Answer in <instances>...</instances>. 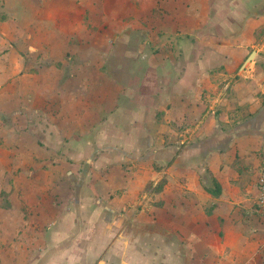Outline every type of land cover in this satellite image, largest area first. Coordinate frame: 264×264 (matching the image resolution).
Listing matches in <instances>:
<instances>
[{"label": "crops", "instance_id": "1", "mask_svg": "<svg viewBox=\"0 0 264 264\" xmlns=\"http://www.w3.org/2000/svg\"><path fill=\"white\" fill-rule=\"evenodd\" d=\"M218 1L144 0L150 6L144 14L132 9L128 17L144 29L156 46L143 44L156 54L129 89L94 72L97 100L90 98L89 68L98 70L101 63L90 67L85 58L68 66L72 75L63 99L56 92L47 99L54 88L43 82L49 91L31 95L34 102L18 96L12 108L26 114L15 142L34 150L23 163L53 158L66 166L62 179L50 174L44 182L57 195L58 182L63 190L65 211L54 212L48 225L50 244L63 247L26 251L27 244L41 243V234L15 238L7 216L0 224V264H264V213L256 208L264 172V0H224L223 14L213 8ZM86 2L0 0V6L7 20L28 28L46 20L71 22L73 14L57 6ZM129 3L137 6L138 0ZM205 5L214 16H203ZM127 15L119 13V21ZM203 17L226 26L213 20V27L203 28ZM147 21H157V28L148 29ZM48 27L63 36L55 25ZM186 35L191 38L179 39ZM9 62L17 70L34 65L10 60L7 69L14 68ZM31 73L0 86L3 102L14 99L10 88L24 87L19 83ZM47 107L55 111L48 115ZM0 128L6 138L16 133L8 124ZM59 146L64 160L60 155L56 162ZM40 148L53 155L48 150L38 156ZM18 180L27 182L17 191L26 200L32 185L27 176ZM1 191L9 195L8 183Z\"/></svg>", "mask_w": 264, "mask_h": 264}, {"label": "rangeland", "instance_id": "2", "mask_svg": "<svg viewBox=\"0 0 264 264\" xmlns=\"http://www.w3.org/2000/svg\"><path fill=\"white\" fill-rule=\"evenodd\" d=\"M125 1L128 3L117 5V0H87L83 5L68 3L62 10L57 6L60 11L73 14V19H70L72 20L71 22L66 20H57L55 22L46 20L41 22L39 26L37 24V27L30 24L28 28L24 26V23L18 22L15 19L7 20L8 15L6 16L1 12L0 6V86L6 81L11 84L13 79L17 78V76H22L23 73H26V75L30 72L34 73V75L31 73V76H28L24 82L19 83L20 85L25 84L24 87H17L14 85L13 88H10L9 94L14 95V99H12L10 103L6 100L3 102L4 99L0 95V126L1 123L3 128L7 124L9 126H14L16 133V129L24 130V116L26 114L23 111L24 109L21 108L19 112L20 109L16 110L17 108L13 109L12 107L17 106L18 96L22 97L23 94H26L29 100H31L30 102H32L34 99L31 95L35 93H47L49 90L44 89L43 85H41L42 82L46 83V85L51 84V87L54 88V90L50 91V97L47 95V99L54 97L55 92L56 96L60 94L63 96L60 98L63 99L65 96L64 94L68 91L65 85L68 83L70 75H72V70L68 66L73 62L78 63L85 58L88 59L90 67L96 62L101 63V68L98 70L89 68V94L90 98L94 100H97L95 92V78L97 76L94 75V72H100L99 75L101 74L108 82L112 77L116 78L123 87L126 86L128 89L138 82L146 69V61L154 58L156 53L153 52L154 49L143 44L144 41H146V44L153 45L152 41H148V37H146V33L143 31L144 29H138L137 22L130 19L127 14H129L132 9L135 10V8L140 14H144L145 9L149 10L150 6L145 5L144 0H138L137 6L130 4L129 0ZM205 1L206 0H202V3ZM222 1L224 0H219L218 2ZM236 1L240 2V0ZM222 5L223 2L221 4H214L213 8L217 13L223 14L224 7ZM239 5L240 4L236 7L238 11L241 10ZM47 8L48 6L44 4L39 6V9L43 12H45ZM166 8L169 11L172 7L168 6ZM179 8L182 11L181 8L184 7ZM176 9L174 10L176 11ZM157 10L159 9H154V12ZM201 11L203 16H214L213 13H210L211 9L209 10V5L202 6ZM119 13L127 15L124 16L126 17L125 21H119ZM80 18L82 19L80 20ZM205 18L206 17H203V23L205 22L204 25L202 24L203 28L209 29L213 27V20H215V22L217 20L218 23L221 21V26H226L225 22L217 17H212L211 21ZM141 23L144 24L143 22ZM171 23L172 21L168 20V26H170ZM186 23H189V25L186 26H191L192 24V22ZM49 24L55 25L54 29L56 32L63 30V36L54 35L48 27ZM147 24L148 29L152 26L157 28L158 22L151 21L149 24L147 21ZM40 33L42 36H39ZM190 38V35L179 37L180 40L186 39V41ZM168 39L172 38L169 37ZM162 40L163 39L159 37L158 41L160 42L158 44H161L163 42ZM173 42H176L175 39L172 43ZM41 45L43 47H40ZM85 45H87V47H84ZM140 45H143V47L141 48ZM153 46L155 48L156 45ZM85 50L87 51L85 52ZM138 50L142 52L138 53ZM10 60L24 61L29 63L28 65L34 62V65L30 68L17 70L16 63L9 62V65L14 66V68L7 69V61ZM6 71L9 73H6ZM6 74H9L7 75L8 79H6ZM41 77L45 78L44 81H42ZM99 81L101 82V80ZM40 98L41 96L36 99ZM94 100L90 105L94 104ZM124 101V105H129L127 99ZM51 102L52 101H44L47 105H52L50 104ZM3 103H5L6 106H4ZM64 103L65 102H62L61 104L64 105ZM58 104H60L59 100ZM92 110H94V108ZM51 111H53V107H47L48 115ZM91 113L90 111V114ZM16 133H9L6 138L5 133H3V130L0 128V224L6 222L5 220L8 216L7 220L13 226L10 230L13 232L12 236L15 238L21 237L28 239L37 237V235L41 234V243L37 247L33 244H27L25 246L28 252L33 253L34 250L35 252L41 253L47 252L48 250L57 251V249H62L63 246H61V244H50V228L48 225L52 220V214H54V212L65 211V199L63 190L59 187V182L57 186L58 195L55 194L52 189H48L44 182H48L47 178L50 177V174L62 179L61 177L64 176L66 166L59 162L55 164L53 158L49 160L50 162H48V160L44 162L45 160L38 158L35 159L34 162H26L25 160L23 163L24 155H31L34 153V150L32 144L26 145L24 142L22 144L24 146L23 148L20 144L17 146L15 141L18 133ZM77 136H79V134H77ZM90 136L91 134L89 133L87 137ZM6 139L8 143H6ZM64 146H59L58 150H56V162L57 159L64 158ZM39 150L40 154L38 156L48 155L49 151L50 154L53 155L51 149H48V151L44 148H40ZM60 155L62 157H60ZM24 176L28 178L29 188H31L30 185H32V189L29 191L31 194H29L26 200L20 198L22 193L17 194L19 189H24L23 184H27L24 180V182L18 180V178L23 179ZM37 178H40L39 182L35 181ZM6 183L9 185V195H5V192L1 191L5 189ZM50 214L51 217L49 216ZM19 221L24 224L23 227L22 225L18 227L17 222ZM36 225L37 227L34 228ZM2 247L3 246L0 245V249Z\"/></svg>", "mask_w": 264, "mask_h": 264}, {"label": "built area", "instance_id": "3", "mask_svg": "<svg viewBox=\"0 0 264 264\" xmlns=\"http://www.w3.org/2000/svg\"><path fill=\"white\" fill-rule=\"evenodd\" d=\"M257 188L256 208L264 213V172L258 177Z\"/></svg>", "mask_w": 264, "mask_h": 264}, {"label": "trees", "instance_id": "4", "mask_svg": "<svg viewBox=\"0 0 264 264\" xmlns=\"http://www.w3.org/2000/svg\"><path fill=\"white\" fill-rule=\"evenodd\" d=\"M164 181H161L160 183L157 184L156 188L159 189L163 185ZM218 187V185H216ZM214 196H217L219 194V190L217 192H212Z\"/></svg>", "mask_w": 264, "mask_h": 264}]
</instances>
